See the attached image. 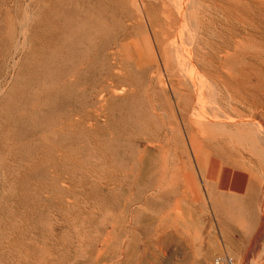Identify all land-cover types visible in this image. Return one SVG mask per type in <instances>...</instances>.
<instances>
[{
	"label": "rangeland",
	"instance_id": "rangeland-1",
	"mask_svg": "<svg viewBox=\"0 0 264 264\" xmlns=\"http://www.w3.org/2000/svg\"><path fill=\"white\" fill-rule=\"evenodd\" d=\"M132 1L0 0V264H264L259 190L171 117L196 84L203 115L264 126V0Z\"/></svg>",
	"mask_w": 264,
	"mask_h": 264
},
{
	"label": "bare ground",
	"instance_id": "bare-ground-1",
	"mask_svg": "<svg viewBox=\"0 0 264 264\" xmlns=\"http://www.w3.org/2000/svg\"><path fill=\"white\" fill-rule=\"evenodd\" d=\"M126 1V0H125ZM132 1V0H131ZM173 1V0H172ZM109 2V1H108ZM133 2V1H132ZM174 2V1H173ZM184 2V1H183ZM121 3V1H120ZM125 3V2H124ZM138 3H139V13L140 15H138L140 18L141 16L147 21V16H146V12H145V5L143 3V0H138ZM137 3V4H138ZM147 3V2H146ZM188 3V2H187ZM135 4V3H134ZM172 4V3H171ZM175 5L179 4V2L175 3ZM182 4V3H181ZM180 4V5H181ZM122 5V4H121ZM120 5V6H121ZM124 5V4H123ZM126 5V4H125ZM179 6V5H178ZM188 6V5H187ZM126 8V6H124ZM134 7V6H133ZM184 7V6H183ZM182 7V8H183ZM122 8V7H121ZM129 8V7H128ZM176 8H178L176 6ZM187 8V7H186ZM253 8V7H252ZM136 10V8H135ZM163 10V9H162ZM179 10V8H178ZM176 10V12L178 11ZM137 11V10H136ZM182 11L181 9V6H180V12ZM184 11V10H183ZM186 11V10H185ZM184 11V12H185ZM175 12V11H174ZM173 12V13H174ZM138 12H136L137 14ZM179 13V12H177ZM186 13V12H185ZM231 13V12H230ZM246 13V12H245ZM132 15V14H131ZM175 15L177 16V14L175 13ZM182 15V14H181ZM183 15H186V14H183ZM181 16V18L184 19V16ZM176 16H175V19H176ZM246 16V15H245ZM257 16V15H256ZM185 17H188V16H185ZM179 18V17H178ZM189 19V17H188ZM187 19V20H188ZM163 20V19H162ZM185 20V19H184ZM166 21V20H165ZM173 21V20H171ZM186 21V20H185ZM155 22V21H154ZM172 23V22H171ZM176 22H174L175 24ZM177 23H178V20H177ZM187 23V21H186ZM200 23V22H199ZM183 24V23H182ZM180 24V25H182ZM155 25V24H154ZM177 25V24H175ZM179 25V26H180ZM145 26V25H144ZM190 26H192L190 24ZM188 26V27H190ZM195 26V24H194ZM176 27V26H175ZM174 27V28H175ZM178 27V26H177ZM176 27V28H177ZM184 27V26H183ZM193 27V26H192ZM245 27V26H244ZM173 28V27H172ZM173 28V29H174ZM175 28V29H176ZM187 28V26H186ZM195 28V27H193ZM172 29V30H173ZM26 30V29H25ZM165 30V29H164ZM172 30L170 33H172ZM180 30V29H178ZM189 31V28H187L185 30L186 31ZM191 30V28H190ZM196 30V28H195ZM194 30V31H195ZM131 31V30H130ZM151 31V30H150ZM154 31V30H153ZM187 31V32H188ZM193 31V29H192ZM191 31V32H192ZM194 31L192 33H194ZM168 32V31H166ZM168 32V33H169ZM175 33V31H173ZM180 32L182 33V31L180 30ZM186 32V33H187ZM261 32V31H260ZM148 33V32H147ZM173 33V34H174ZM180 33V34H181ZM190 33V31H189ZM188 33V34H189ZM144 34V33H143ZM149 34V33H148ZM178 32L174 35H177ZM183 34V33H182ZM195 34V33H194ZM194 34H191L192 37ZM146 36V35H145ZM150 36V34H149ZM170 37L172 36L169 35ZM185 36V34H184ZM183 36V38H184ZM187 36V34H186ZM185 36V37H186ZM196 35H194L195 37ZM94 37V36H93ZM191 37V36H189ZM193 37V38H194ZM130 38V37H129ZM180 38V37H179ZM152 39V38H151ZM170 39V38H169ZM169 39L168 42H169ZM192 39V38H191ZM190 39V40H191ZM148 40V38H147ZM156 40V39H155ZM162 40V39H161ZM187 40V39H186ZM197 40V39H196ZM264 40V39H263ZM165 41V40H164ZM184 41V39H183ZM189 42V40H187ZM193 41H195L193 39ZM167 42V41H166ZM198 42V41H197ZM126 43V41H125ZM165 43V42H164ZM170 43V42H169ZM178 43V42H177ZM184 43V42H183ZM186 43V42H185ZM152 44V43H151ZM176 45L175 43L172 42V45ZM179 44V43H178ZM188 43H186L187 45ZM173 45V46H174ZM184 45V44H183ZM189 45V44H188ZM153 46V45H152ZM163 46V45H162ZM172 46V47H173ZM178 46V45H177ZM192 46V45H190ZM197 47V45H194ZM155 47V45H154ZM158 47V46H157ZM169 47V45H168ZM170 46V48H172ZM200 47V46H199ZM176 48V47H175ZM192 48V47H191ZM253 48V47H252ZM116 49V48H115ZM173 49V48H172ZM178 49V48H177ZM177 49H173L175 51H177ZM184 50L182 51L184 53V55H186L188 58H190V52L188 51L189 49L187 48H183ZM196 49V48H194ZM193 49V50H194ZM256 49V47H255ZM171 50V49H170ZM262 50V49H261ZM115 51V50H114ZM169 51V50H168ZM172 51V50H171ZM157 52V51H156ZM178 52V51H177ZM170 53V52H169ZM176 53V52H175ZM180 53V52H179ZM192 53V52H191ZM194 53V51H193ZM192 53V54H193ZM196 53V51H195ZM157 54V53H156ZM155 54V55H156ZM171 54V53H170ZM180 55V54H179ZM175 56H178L175 55ZM194 56V55H193ZM157 57V55H156ZM178 57H181L178 56ZM176 57V58H178ZM183 57V56H182ZM192 57V56H191ZM159 58V57H157ZM171 59H174V56L173 58L170 57ZM186 58L188 61L189 59ZM196 58V57H194ZM193 58V59H194ZM113 59V58H112ZM170 59V60H171ZM177 62L179 61V59H175ZM182 60V58H181ZM191 60V59H190ZM113 61V60H112ZM173 62V60H171ZM196 61V60H195ZM195 61H192V63H194ZM175 62V61H174ZM175 62V63H177ZM180 63V62H179ZM186 65L184 64V62H181V65ZM191 63V65H192ZM161 65V64H160ZM179 65V64H178ZM180 65V66H181ZM172 66V65H171ZM177 66V64H176ZM180 66L178 67V69L180 68ZM189 66V65H188ZM187 66V69L190 67ZM170 67V65H169ZM173 69L175 67L172 66ZM198 67V66H197ZM252 67V66H251ZM171 68V67H170ZM176 68V67H175ZM183 68V67H182ZM181 68V69H182ZM194 69V73L196 74V70H198L197 68L195 69V67H191ZM191 68H189L191 70ZM172 69V70H173ZM177 69V70H178ZM180 69V70H181ZM192 69V70H193ZM166 70V69H165ZM191 70V71H192ZM183 70L179 71V72H182ZM189 70H187L188 72ZM196 71V72H195ZM114 72V71H113ZM173 72V71H171ZM190 72V71H189ZM170 73V72H169ZM177 72H175L176 74ZM198 73V72H197ZM171 74V73H170ZM178 74V73H177ZM181 74V73H180ZM173 75V73H172ZM192 75V73H191ZM189 75V76H191ZM198 75V74H197ZM115 76V75H113ZM177 76V75H176ZM182 76V75H181ZM181 76H179L181 78ZM173 77V76H171ZM183 77V76H182ZM114 78V77H113ZM151 78V77H150ZM179 78V79H180ZM176 79H178L176 77ZM175 79V80H176ZM179 79H178V82H179ZM184 79V78H183ZM188 79V78H187ZM199 79V78H198ZM181 80V79H180ZM185 80V79H184ZM193 80V79H190V81ZM200 80V79H199ZM183 82V80H181ZM118 82V81H117ZM163 82V81H162ZM180 82V83H182ZM185 82V81H184ZM194 82V81H193ZM192 82V84H193ZM186 83V82H185ZM184 83V85H185ZM110 84V83H108ZM107 84V86H108ZM199 84V83H197ZM111 86V85H110ZM179 86V84H178ZM188 86V85H187ZM112 87V86H111ZM189 89H190V86H188ZM194 88V93H195V96L194 97V101H193V104L192 105H186L184 107H180L178 103L175 104V109H177V112H178V118H176L173 114V112H171V117H172V120L173 122L175 123L176 125V130L178 133H180L181 131V126H182V129L184 131V134L186 135V138H187V141L188 143H191L192 144V147H193V158L195 160V162H197V154L199 152V149H202V151H206L208 152L209 154L214 153L216 156H219V157H222V158H225V159H229L230 161H232L234 164H235V167L232 168V169H229L228 171L230 172V185L228 186V190H229V193L231 194H238L242 187L244 186L245 184V181L246 179L248 178H251V181L248 182V186L249 188H251V190H259V196H258V207L253 210V205L251 206V195H252V192L254 193V191H251L250 193V198L248 199V201L250 202L248 204V207L246 208V210L244 211L243 213V219L245 220V223H246V228L247 229H251V234H250V239L252 242V244H250L251 246L249 247L250 248V251L252 252V254L254 253H264V244L263 246H259V244L256 245L255 241L257 242L258 240H261V241H264V126H263V123L262 125H259L257 123H254V122H251V119H249L248 117H244V116H241L240 114L238 116H233V115H225L224 113L222 112H215L213 111V114L211 112V115L208 114V112H210L209 110L206 111V115L208 114V116L206 115H203V113H201V110L200 109V104H199V92H198V86L195 84L193 86ZM175 89V88H174ZM187 89V88H186ZM201 89V87H200ZM117 91V90H116ZM191 91V90H190ZM190 91H187V92H190ZM118 94V93H117ZM129 94V93H128ZM192 91H191V95H192ZM194 95V94H193ZM201 95V94H200ZM108 97V96H107ZM208 104V103H207ZM158 105V104H157ZM174 105V103H173ZM156 106V105H155ZM207 106V105H206ZM231 108V107H230ZM207 109V108H206ZM222 110V109H221ZM159 112V111H158ZM176 112V111H175ZM176 112V114H177ZM204 112V111H203ZM161 113V112H159ZM205 113V112H204ZM231 113V112H230ZM166 114L168 115L169 113H167L166 111ZM229 114V113H228ZM166 115V116H167ZM150 117V116H149ZM166 122V120H165ZM172 122V123H173ZM261 124V123H260ZM167 125V124H166ZM241 126L243 128V134L241 133H238L237 132V129L238 127ZM174 127V126H173ZM159 130V129H158ZM173 130V128H172ZM177 133V134H178ZM165 135V134H164ZM178 136V135H177ZM231 137H233V139L237 140V143L236 145L234 146V144L230 147L228 146L229 144V141L228 139H232ZM181 138V136H180ZM162 139V138H161ZM226 139L228 141V143L226 142ZM232 139V140H233ZM217 140H221V141H225V142H221V143H214L213 145V142L214 141H217ZM162 142V141H161ZM184 142V141H183ZM232 142V141H231ZM216 144V145H215ZM248 144V146H247ZM200 153H203V152H200ZM164 159V158H163ZM168 159V158H167ZM167 161V160H166ZM215 163H216V168H219V160H214ZM182 162V161H181ZM229 162V161H228ZM190 163V162H189ZM175 165V164H174ZM167 166V165H166ZM177 166V164H176ZM166 168V167H165ZM255 172V173H254ZM259 174L260 175V182H258V178H257V175L256 174ZM229 174V173H227ZM247 199V198H246ZM256 205V204H255ZM242 206V205H241ZM242 208V207H240ZM232 215V214H231ZM219 219V218H218ZM220 221V220H219ZM221 221L223 223V219L221 218ZM220 221V222H221ZM256 225H258V227H256ZM255 228H256V231H255ZM157 231L159 232V230L157 229ZM154 234H157L156 232ZM160 234V233H159ZM157 234V236L159 235ZM155 236V235H154ZM156 237V236H155ZM161 239V238H160ZM158 239V240H160ZM127 240V239H126ZM260 241V242H261ZM259 242V241H258ZM127 243H129V239L127 240ZM156 244V243H155ZM126 246V245H125ZM129 247V246H128ZM123 248V247H122ZM130 248V247H129ZM127 249V248H126ZM121 250V249H120ZM249 251V249H248ZM247 251V253H249ZM123 252V251H122ZM125 252V251H124ZM123 252V253H124ZM259 253V254H260ZM117 254V253H116ZM121 254V253H120ZM260 254V256H261ZM128 255V254H127ZM249 255V254H248ZM264 255V254H263ZM127 257V256H126ZM131 257V256H130ZM262 257V256H261ZM117 258V256H116ZM139 258V257H138ZM124 259V258H123ZM127 259V258H126ZM231 259V264H235L233 259L230 257ZM116 260V259H115ZM125 260V259H124ZM133 260V259H132ZM135 260V259H134ZM140 260V259H139ZM134 262V261H133ZM132 262V263H133ZM121 263V262H120ZM119 263V264H120ZM124 263V262H123ZM137 263V262H135ZM109 264V263H108ZM115 264V263H114ZM117 264V263H116ZM129 264V263H128ZM131 264V263H130ZM141 264V263H140ZM251 264V263H250ZM255 264H259L258 263H255Z\"/></svg>",
	"mask_w": 264,
	"mask_h": 264
},
{
	"label": "built area",
	"instance_id": "built-area-1",
	"mask_svg": "<svg viewBox=\"0 0 264 264\" xmlns=\"http://www.w3.org/2000/svg\"><path fill=\"white\" fill-rule=\"evenodd\" d=\"M230 256L223 254L215 256L212 260V264H231Z\"/></svg>",
	"mask_w": 264,
	"mask_h": 264
}]
</instances>
